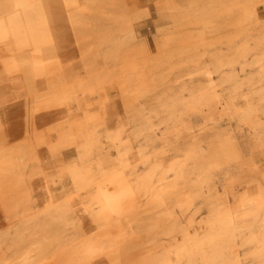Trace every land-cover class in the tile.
Wrapping results in <instances>:
<instances>
[{
    "label": "rangeland",
    "instance_id": "obj_1",
    "mask_svg": "<svg viewBox=\"0 0 264 264\" xmlns=\"http://www.w3.org/2000/svg\"><path fill=\"white\" fill-rule=\"evenodd\" d=\"M100 8L5 81L0 264H264V0Z\"/></svg>",
    "mask_w": 264,
    "mask_h": 264
},
{
    "label": "bare ground",
    "instance_id": "obj_2",
    "mask_svg": "<svg viewBox=\"0 0 264 264\" xmlns=\"http://www.w3.org/2000/svg\"><path fill=\"white\" fill-rule=\"evenodd\" d=\"M101 1L105 0H0V49L5 50V53L0 55V101L5 99L4 94H7L5 92V87L7 86L5 81L8 80V83L12 85L22 81L21 78L20 81H13L19 75V70H21L20 72H22L24 77L27 74L31 79L30 74L33 73L32 71L39 68V64L36 61L40 57L39 54L35 56L34 53L41 51L44 54H53V51H56V49L54 50L56 37L60 36L62 32L67 31V29H74V27H77V24L83 23L81 22L83 12H80L79 9L90 11L92 8H96L90 14L96 16L103 15L100 8ZM72 39L70 38V41ZM17 69L18 73L16 76L12 72ZM13 75L16 77L11 80ZM9 79L14 83L9 81ZM21 83H17V86H21L23 89L24 86L22 87V84L24 83ZM10 87L12 88L11 85ZM19 87L15 86L14 88H18L20 91ZM18 89L16 93H20ZM9 93L11 94V90ZM9 99H11V96ZM1 104L0 106L2 107ZM5 115L7 116V114ZM2 151L0 152L3 153L4 151ZM2 156L0 154V182L4 179L3 177L10 165L7 151L4 157ZM229 220L226 219V222L229 223ZM42 251L43 249L41 248L36 252V255ZM27 260H29V257H25L23 262Z\"/></svg>",
    "mask_w": 264,
    "mask_h": 264
}]
</instances>
